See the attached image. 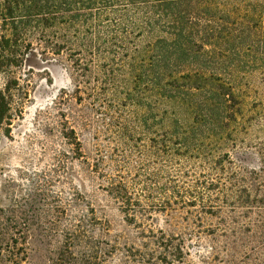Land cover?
Wrapping results in <instances>:
<instances>
[{
    "label": "rangeland",
    "instance_id": "374dc122",
    "mask_svg": "<svg viewBox=\"0 0 264 264\" xmlns=\"http://www.w3.org/2000/svg\"><path fill=\"white\" fill-rule=\"evenodd\" d=\"M135 41L143 47L154 38ZM10 70L13 118L0 129V264H264V134L249 131L258 97L264 101V61L237 72L244 90L241 124L231 132L237 142H205L232 160L224 163L230 196L212 214L172 195L173 181L191 185L208 169L188 153L162 151L157 138L175 130L162 125L164 111L173 117L175 103L156 105L154 92L127 96L143 85L130 69L111 87L102 68L78 72L66 54L45 56L36 44ZM8 78L0 72V89ZM121 180L134 200L129 210L114 194ZM160 236L172 255L155 244Z\"/></svg>",
    "mask_w": 264,
    "mask_h": 264
},
{
    "label": "trees",
    "instance_id": "16d2710c",
    "mask_svg": "<svg viewBox=\"0 0 264 264\" xmlns=\"http://www.w3.org/2000/svg\"><path fill=\"white\" fill-rule=\"evenodd\" d=\"M0 28V72L9 77L0 89V129L13 118L10 69L36 44L45 56L66 54L78 72L102 68L111 87L110 80L117 81L127 67L143 81L128 88L127 96L139 92L148 99L154 92L156 105L175 103L173 117L164 111L162 125L172 123L175 130L157 138L162 151L188 153L197 167L208 169L191 185L173 181L172 195L182 205H199L207 213L223 211L220 202L230 196L224 163L232 160L228 152L217 154L219 146L205 142L214 137L216 143L226 138L237 142L231 132L241 124L244 98L237 72L264 61V0H0ZM143 36L154 41L138 47L135 40ZM19 92L25 97L26 92ZM257 100L249 131L264 134V101ZM259 147L263 153L264 144ZM231 176L238 179L234 171ZM113 188L131 209L129 185L121 180ZM167 191L164 198L170 195ZM157 239L155 244L172 255L169 240Z\"/></svg>",
    "mask_w": 264,
    "mask_h": 264
}]
</instances>
